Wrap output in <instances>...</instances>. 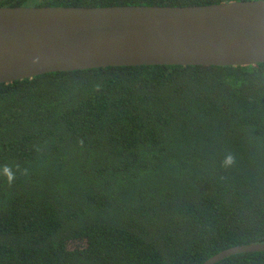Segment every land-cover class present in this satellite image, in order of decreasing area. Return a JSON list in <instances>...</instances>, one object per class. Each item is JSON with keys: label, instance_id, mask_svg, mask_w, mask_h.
Segmentation results:
<instances>
[{"label": "trees", "instance_id": "16d2710c", "mask_svg": "<svg viewBox=\"0 0 264 264\" xmlns=\"http://www.w3.org/2000/svg\"><path fill=\"white\" fill-rule=\"evenodd\" d=\"M259 0H0V8ZM231 153L235 164L223 165ZM0 264H204L264 245V64L0 85ZM218 264H264V252Z\"/></svg>", "mask_w": 264, "mask_h": 264}, {"label": "water", "instance_id": "95a60500", "mask_svg": "<svg viewBox=\"0 0 264 264\" xmlns=\"http://www.w3.org/2000/svg\"><path fill=\"white\" fill-rule=\"evenodd\" d=\"M264 64V0L211 6L0 8V85L116 67ZM264 252L228 249L204 264Z\"/></svg>", "mask_w": 264, "mask_h": 264}, {"label": "clouds", "instance_id": "9594fccd", "mask_svg": "<svg viewBox=\"0 0 264 264\" xmlns=\"http://www.w3.org/2000/svg\"><path fill=\"white\" fill-rule=\"evenodd\" d=\"M235 164V156L231 153H228L223 160V165L225 167H231ZM17 171L21 172L23 175H27V169H19L17 168L16 171H13L12 167L5 165L2 167V170H0V175H3L9 184H12L17 179Z\"/></svg>", "mask_w": 264, "mask_h": 264}]
</instances>
